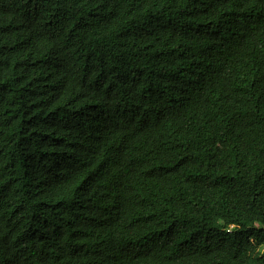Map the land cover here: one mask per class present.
Masks as SVG:
<instances>
[{"label": "trees", "instance_id": "obj_1", "mask_svg": "<svg viewBox=\"0 0 264 264\" xmlns=\"http://www.w3.org/2000/svg\"><path fill=\"white\" fill-rule=\"evenodd\" d=\"M0 264H264V0H0Z\"/></svg>", "mask_w": 264, "mask_h": 264}, {"label": "rangeland", "instance_id": "obj_2", "mask_svg": "<svg viewBox=\"0 0 264 264\" xmlns=\"http://www.w3.org/2000/svg\"><path fill=\"white\" fill-rule=\"evenodd\" d=\"M211 214L214 222H216L217 224H221L227 221V218L221 213L220 209L217 206L213 207Z\"/></svg>", "mask_w": 264, "mask_h": 264}]
</instances>
